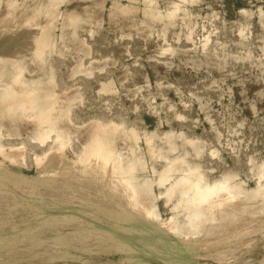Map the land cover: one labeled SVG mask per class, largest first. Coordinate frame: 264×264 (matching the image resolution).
Instances as JSON below:
<instances>
[{
    "label": "rangeland",
    "instance_id": "1",
    "mask_svg": "<svg viewBox=\"0 0 264 264\" xmlns=\"http://www.w3.org/2000/svg\"><path fill=\"white\" fill-rule=\"evenodd\" d=\"M259 186L264 0H0V264H264Z\"/></svg>",
    "mask_w": 264,
    "mask_h": 264
},
{
    "label": "bare ground",
    "instance_id": "2",
    "mask_svg": "<svg viewBox=\"0 0 264 264\" xmlns=\"http://www.w3.org/2000/svg\"><path fill=\"white\" fill-rule=\"evenodd\" d=\"M44 32V30H43ZM42 32V33H43ZM41 35V34H40ZM39 37V36H38ZM42 37V36H41ZM37 42V41H36ZM42 42V41H41ZM45 43V42H44ZM38 45V44H37ZM40 45V43H39ZM39 47V46H38ZM44 129V128H43ZM42 129V130H43ZM46 129V128H45ZM45 131V130H44ZM43 131V132H44ZM148 139V137H147ZM105 143V142H104ZM109 147V146H108ZM49 151V150H48ZM52 151V150H51ZM48 153V152H47ZM113 156V153H111V150L107 149L106 146L101 142L100 139H97L96 137L93 139V142L92 144L89 146L83 160L81 161L84 162L85 164H88V166L90 165H94V164H103L105 165L107 168L111 165L112 161H111V157ZM71 165V164H70ZM104 166V167H105ZM205 184V183H204ZM207 185V184H206ZM122 186L126 187L127 185L126 184H123ZM216 187V185H214ZM214 186H206L204 187L203 189H201L200 191L198 190L197 194H198V200L196 202V204H199L200 203H203V202H206L207 200H210L212 197H213V194H215V187ZM261 187V186H259ZM219 188V187H218ZM221 190L224 189L222 187H220ZM262 188V187H261ZM259 189V188H258ZM264 189V188H262ZM261 189V190H262ZM220 190V189H219ZM220 190V191H221ZM257 190V188H256ZM218 191V189H217ZM264 191V190H262ZM230 192V191H229ZM256 194H257V191H255ZM261 192V191H260ZM262 193V192H261ZM264 193V192H263ZM263 193H262V197H263ZM259 194V193H258ZM215 196V195H214ZM216 198H218V196H216ZM264 200V199H263ZM262 200V202H263ZM217 201V200H216ZM215 201V202H216ZM220 201V199H219ZM219 203V202H218ZM264 204V203H263ZM195 208V207H194ZM193 208V210H194ZM143 209V208H142ZM145 209V208H144ZM198 209V208H197ZM254 209V208H253ZM262 209V208H261ZM256 210V209H255ZM144 211H147L144 210ZM192 211V210H191ZM197 212V211H196ZM194 212L195 214H200V213H196ZM198 212H201V210H198ZM261 212V210L259 211ZM149 213V212H148ZM194 213H192L194 216H196V220H197V215H195ZM131 215V214H130ZM201 215V214H200ZM200 215H198L200 217ZM128 216V215H127ZM149 216V215H148ZM192 218V215L189 216ZM128 218V217H126ZM190 218V219H191ZM189 219V218H188ZM144 221L145 220H140L139 223H138V228H144L146 231L143 232L142 231V234L140 236H143L147 233H149L150 229L144 224ZM177 221V220H176ZM174 222V221H173ZM189 222V220H188ZM189 226V225H188ZM194 228H195V225H194ZM147 236V235H146ZM154 238V237H153ZM175 251L178 252V253H181V254H184L186 252V245L184 244H180L178 246H175ZM176 260L178 263H183L184 262V257L182 256H179V257H176ZM187 263V260L185 258V264Z\"/></svg>",
    "mask_w": 264,
    "mask_h": 264
}]
</instances>
